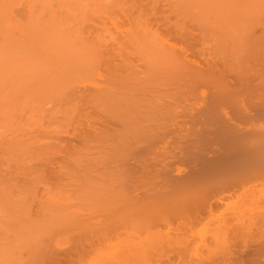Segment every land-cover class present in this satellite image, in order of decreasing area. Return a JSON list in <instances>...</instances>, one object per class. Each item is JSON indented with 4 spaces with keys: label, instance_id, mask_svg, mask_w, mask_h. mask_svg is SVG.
Here are the masks:
<instances>
[{
    "label": "bare ground",
    "instance_id": "1",
    "mask_svg": "<svg viewBox=\"0 0 264 264\" xmlns=\"http://www.w3.org/2000/svg\"><path fill=\"white\" fill-rule=\"evenodd\" d=\"M262 42L264 0H0V264H31L24 255L34 257L55 234L101 241L83 264L112 256L118 264L112 245L127 248L131 264H147L148 250L162 240L147 229L152 206L190 192L198 202L207 186L233 189L262 176L264 100L251 103L264 95L257 91ZM253 69L262 75L247 83ZM240 95L254 96L249 107ZM171 142L177 144L166 152ZM160 147L166 155L155 159ZM178 160L187 171L174 167ZM147 172L159 177L155 188H147ZM116 180L127 193L134 187L135 202L123 194L122 218L105 195ZM210 200L194 202L191 218L218 212L211 211L218 200ZM245 204L208 232L210 247L226 240L224 232L245 233L249 224L228 225L240 221ZM108 220L130 224L111 247ZM255 225L262 232L264 219Z\"/></svg>",
    "mask_w": 264,
    "mask_h": 264
},
{
    "label": "rangeland",
    "instance_id": "2",
    "mask_svg": "<svg viewBox=\"0 0 264 264\" xmlns=\"http://www.w3.org/2000/svg\"><path fill=\"white\" fill-rule=\"evenodd\" d=\"M260 48L262 49V51H264V42H262V44L260 45ZM251 71V72H250ZM249 72L247 71H244V72H246V74H251L250 76H248V78L250 79H248L247 80V83H249V82H252V81H254V80H258V78L262 75H260V72H259V70L258 69H255V71L257 72V75H255L256 74V72L254 71V69H253V71L252 70H250ZM244 72H242L241 74H242V76L240 75V81H241V79H243V78H245V83H246V78L247 77H245L246 75H244L245 73ZM254 72H255V74H254ZM253 74V75H252ZM257 76L256 77V79H255V76ZM244 76V77H243ZM252 76H253V78H252ZM259 76V77H258ZM241 77H243V78H241ZM262 78H263V80H264V74L262 75ZM253 79V80H252ZM242 80V81H243ZM241 81V82H242ZM243 81V82H244ZM242 82V83H243ZM263 83H262V85H261V87H260V90H262L261 92L259 91V90H257L260 94L263 92V90H264V81H262ZM244 84V83H243ZM256 91V92H257ZM256 92H254L253 93V95L256 97V95L258 94V95H260L258 92L256 93ZM256 93V94H255ZM264 93V92H263ZM248 96L247 97V102L245 101V95L243 96V95H240L239 96V98H237V99H242L243 97V100H244V102H243V100H241L240 102L243 104L242 106H244V105H247L246 106V108L247 107H249L250 106V99H252V98H254V96ZM261 97L259 98V96H257L258 97V99L256 98H254V101H253V99H252V101H251V103H254L256 100L258 101V102H261L262 100H264V99H262V98H264L263 96V94H261L260 95ZM242 97V98H241ZM261 99V100H260ZM256 101V102H257ZM239 102V103H240ZM245 102H246V104H245ZM255 102V103H256ZM240 103V104H241ZM260 123H262V121H259ZM262 138V137H261ZM264 138V137H263ZM260 139V138H259ZM262 142H264V139L263 140H261L260 142H259V140H258V144H259V148L260 149H263L264 148V143H262ZM261 143H262V145H261ZM177 144V142H171V143H168L167 144V148H166V152H169V151H173L174 150V147H175V145ZM159 145H162V143H159ZM158 145V146H159ZM161 149H160V152L159 153H157L156 155H155V159H158V158H162L163 156H161V155H163V154H165L166 155V153L164 152V148L163 147H160ZM163 153V154H162ZM158 157V158H157ZM183 160H178V161H176L175 163H174V167H178L177 168V170H180L181 172H185V171H187L188 170V167H189V165H188V163L187 162H185V161H183ZM185 163H187V164H185ZM187 165H188V167H187ZM258 178H260V180H261V183H260V180L258 179ZM257 178V180L255 179V180H253V181H251L250 183H248V185H247V183H246V185H243L244 187H237V188H233V189H221V188H218V190L216 189V191H213V190H215V188H212V186H207L205 189H203L204 191H198V192H200L202 195L204 194L205 195V192L208 194V199H206V198H204V197H206L207 196V194L205 195V196H201L202 198L201 199H203V201H204V199H205V201H207V200H210V198H209V194L211 195L212 193H215L213 196H212V198H211V200H210V203L211 204H214V202L216 203V201L218 200V202H220V203H216V204H214V206L213 205H211L212 206V208H211V211L213 210V208H216L217 210H218V207H219V210H218V212H210L209 211V213H210V215H211V213H214L212 216H210L209 214V218H207V217H205V216H203L202 217V219H200V220H198V218H197V220L196 219H193V218H191V215H192V212L193 211H195L197 208H198V203H201V202H199V200H201L199 197H196V199L198 200V202H196V201H194V202H196L197 204H195V206L193 207V205H194V202H193V200H195L194 198H195V195L196 196H198V193H193V194H195L193 197H191L193 194L190 192V195L191 196H189L188 194H186V195H188L187 197H185V196H180V200H179V197H177V199L176 200H171L170 199V201L168 202V201H166L168 198H164V201H165V203H164V201L162 200H160V202L158 203V204H160V205H156L155 207L154 206H152L151 207V205H150V211L152 212V213H154L153 215H155V216H153L152 217V219H153V221H152V219L150 220L151 222L149 223V225H148V227H147V229H150V230H148V234L151 232V233H153V232H158V236H159V234H161V238H162V242L163 243H161V241H159L158 239L159 238H157V240H158V242H160V243H158V245L156 244V243H154V245H153V247L155 246L156 247V245H157V249H155V247L153 248L152 246L150 247V249L148 250V260H147V264H203V262H204V264H205V262H206V264H264V230L262 231V232H255L254 231V229H256L257 228V225H255V223H256V221H261V219H264V206H262V205H264V203H262L261 204V202H263L264 201V197H263V195H264V174H262V176H260V177H258ZM262 178V179H261ZM159 180V177L158 176H156L154 173H149V172H147V188H155L158 184H157V181ZM153 182H154V184H153ZM252 182L253 183H255V184H252ZM257 182V183H256ZM151 183H152V185H154V186H152L151 185ZM117 184H119L120 185V183L118 182L117 183V180H116V182L113 184L112 183V185L111 186H109V188H107L108 190H107V193H105V195L106 194H108L109 192V197H108V200H106V197H105V195H104V197H103V199H105L106 201H107V203L109 202V201H111L110 203H109V206L111 205L112 207H111V209H112V213H114L115 215L114 216H119V215H121L120 213H122V211L125 209V202H126V198H125V196L123 197V194H125L126 196L127 195H130V196H128V200L130 201V202H135V200H133L132 201V199L130 198V197H132L131 196V190L134 188V187H130L129 188V193H127V188H126V192H125V189H123V188H125V187H123L122 185H120L121 187H119V185H117ZM260 184V185H259ZM115 185H117V186H115ZM150 185V186H149ZM255 186V187H254ZM261 186H262V188H261ZM249 187V188H248ZM251 187V188H250ZM258 187V188H257ZM117 188V189H116ZM119 188L121 189V191L119 190ZM243 188V189H242ZM255 189V190H254ZM256 189H259V190H256ZM209 190H210V192H209ZM252 190V191H251ZM262 190V191H261ZM211 191H213L212 193H211ZM254 191V195H253V192ZM259 191H261V192H259ZM106 192V191H105ZM115 192H117V195H116V193ZM204 192V193H203ZM245 192V193H244ZM247 192H249V193H247ZM256 192V193H255ZM112 193V194H111ZM127 193V194H126ZM200 193H199V195H200ZM247 193V194H246ZM261 193V194H260ZM240 194V195H239ZM248 194H251V195H249V197H250V199H251V197L253 198V200H251V202L250 201H248L249 200V198L247 197L248 196ZM258 196H257V195ZM111 195V196H110ZM118 195H120V196H118ZM243 195V196H242ZM245 195V196H244ZM255 195H256V197H255ZM117 196V199H114L115 197ZM227 196V197H226ZM185 197V198H184ZM237 197H239V198H237ZM113 199V200H117V202H113V200H111V199ZM118 198H122V199H118ZM191 198H193L192 199V203L190 202V200H191ZM242 198L243 199H246L245 201L244 200H242ZM131 199V200H130ZM185 199L188 201L189 200V202H185ZM241 201H240V200ZM256 199V200H255ZM104 200V201H105ZM177 200H179V201H177ZM213 200H215L214 202H213ZM103 201V200H102ZM104 201L102 202V203H104ZM106 201H105V203H106ZM120 201H121V203H120ZM248 201V202H247ZM255 201L257 202V203H255ZM168 202V203H167ZM175 203V206H174V203ZM177 202V203H176ZM182 202V203H181ZM183 202H185V204H183ZM239 202H240V204L242 203V204H245V203H247V204H245V205H248L249 204V206H248V208H247V206H245V213L244 212H242V217H241V219H240V221H237V222H235L234 221V223H233V221H231L232 222V224H228L229 225V227L230 228H232L233 229V227H234V225H235V229H238L237 227H240V226H245L246 225V227H247V224H249L248 226V228H250L249 230H248V228H246L245 229V233H244V230H240L239 232H238V234L240 233V232H242V234L240 233L239 235L236 233L235 234V232H232V231H229V232H224V233H222V234H220V236H219V238H221V239H225V238H222V237H227L226 238V240L224 241H222V240H220L219 239V243H220V241H222L223 243H220V245L218 244V242L216 243V245L215 244H213L212 245V247H210V243H208V242H210L209 241V239L210 238H212L213 237V234L211 235L210 233H208L209 231H211V229L212 228H216V226H218V225H220V223H223L222 222V220H221V218L222 219H224L223 221L224 222H226L227 220H229V218H231V217H229V216H232L233 215V213H234V209L233 208H235L237 205H239ZM244 202V203H243ZM117 203V204H116ZM123 203L125 204V205H123ZM127 203V202H126ZM180 203H181V205H180ZM190 203V204H189ZM252 203H254V205L252 204ZM261 204V206H260V204ZM119 204V205H118ZM137 205V204H139L138 202H136V203H134L133 205H132V207L134 208V205ZM165 204V205H164ZM187 204H189V205H192V206H186ZM105 205V204H104ZM108 205V204H107ZM114 205V206H113ZM116 205V206H115ZM135 205V206H136ZM219 205V206H218ZM222 205H223V207H222ZM250 205H253V207L251 206L250 207ZM256 205V206H255ZM259 205V206H258ZM145 207L146 206V208H147V204H142V206L141 207ZM161 206H163V207H165V208H167V209H164L163 207H161ZM178 206H180V208L178 207ZM216 206V207H215ZM255 206V207H254ZM119 207V208H118ZM138 207V206H137ZM157 207V208H156ZM174 207V209H171V208H173ZM176 207H178L177 209H176ZM187 207V208H186ZM252 208V209H250V208ZM261 207V208H260ZM115 208V209H114ZM124 208V209H123ZM138 208H140V206L138 207ZM145 208V209H146ZM153 208V209H152ZM155 208H156V211H157V209H158V211H157V214H158V216L156 215V211H155ZM194 209V208H196L195 210H191V209ZM243 208V207H242ZM142 209V208H141ZM208 208H206L205 210H207ZM215 209V210H216ZM244 209H242V211L244 210ZM254 209V210H253ZM166 210V211H165ZM172 212V214H169V213H171L170 211ZM173 210V211H172ZM177 210V211H176ZM184 210V212H180L181 214H179L178 212L179 211H183ZM187 210V211H186ZM190 210V211H189ZM209 210H210V208H209ZM252 210H253V212L254 213H252ZM256 210V211H255ZM114 211V212H113ZM165 211V212H164ZM174 211H176L175 212V214L173 213ZM220 211V212H219ZM233 211V212H232ZM248 211V212H247ZM204 212V211H203ZM207 212H208V210H207ZM207 212H204L203 213V215H207V214H205V213H207ZM249 212H251V213H249ZM178 213V214H177ZM219 213V214H218ZM258 213V214H257ZM261 213V214H260ZM262 213H263V215H262ZM119 214V215H118ZM167 214V215H166ZM231 214V215H230ZM243 214H244V216H243ZM255 214V215H254ZM172 215V216H171ZM174 215V216H173ZM175 215H177V217L175 216ZM179 215V216H178ZM251 215V216H250ZM256 215H258V218H257V216ZM171 216V217H170ZM190 216V217H189ZM120 217V216H119ZM175 217V218H174ZM179 217V218H178ZM211 217V218H210ZM223 217H225V218H223ZM245 217V218H244ZM249 219H248V218ZM252 219H251V218ZM254 217H256V219L254 220L253 218ZM120 218H122V217H120ZM208 220H207V219ZM179 219V220H178ZM232 219V218H231ZM251 219V220H250ZM120 220V219H119ZM168 220V221H167ZM196 222H195V221ZM202 220H204V222L202 221ZM219 220H220V223H219ZM254 220V221H253ZM111 221H113V220H111ZM111 221H106V223L108 224V226H109V229H111L110 230V232L108 233L109 235H108V239L106 238V240L105 241H107L108 243L107 244H109V242H112V243H116V242H119V240H121V239H123L124 238V236H120L121 234L123 235V234H125L126 233V231H128V229L129 228H127V227H130V221H128V224H129V226H127L126 227V225H127V223H125V222H123V223H120V222H122V221H124V220H121L120 222H118L117 223V221H113V222H111ZM247 221V222H246ZM251 221H252V223H251ZM127 222V221H126ZM231 222H229L228 221V223H231ZM241 222V223H240ZM250 222V223H249ZM216 223H217V225H216ZM241 224V225H240ZM245 224V225H244ZM251 224L253 225V226H251ZM125 225V226H124ZM216 225V226H215ZM238 225V226H237ZM240 225V226H239ZM120 226V228L118 229V227ZM237 226V227H236ZM256 226V228H254ZM115 227V228H114ZM173 227V228H172ZM126 228V229H125ZM214 228V229H215ZM254 228V229H253ZM120 230V231H119ZM124 230H125V232H124ZM247 230H248V232H247ZM119 231V232H118ZM150 231V232H149ZM212 231L214 232V230L212 229ZM115 232V233H114ZM236 232H237V230H236ZM86 233H88V232H86ZM212 233V232H211ZM229 233V234H228ZM72 234V233H71ZM74 234V233H73ZM116 234V235H115ZM232 234H234V235H232ZM75 235V234H74ZM150 235V234H149ZM210 235V237H208ZM228 235H229V237H228ZM251 235V236H250ZM62 235H59V234H55V236H53L52 238H50L49 240H47V242L45 243V244H47V245H44V247H43V249H42V247H41V249H39L38 251H37V253L41 250V252H39L38 254L36 253L35 255H34V257H31V258H29V259H27L28 258V256L27 255H24L25 257H24V259L26 258V261L27 260H32L31 262V264H67V262H68V264H83V262H84V260L83 259H85V258H87L86 257V254L87 255H89L88 254V252H90L91 251V248H92V250L95 248V249H97L96 248V246H99V243L101 242V241H99L98 239H94L93 238V240H92V238L90 237V235H85L86 236V238L84 237V238H77V236H76V238L74 237V238H72L71 239V237L69 236V239H67V241L66 240H64V238H62L61 237ZM72 236V235H71ZM88 236V237H87ZM169 236V237H168ZM231 236V237H230ZM57 237H59V238H57ZM89 237H90V239H89ZM119 237V238H118ZM123 237V238H122ZM150 237H152V238H154V235L153 236H151L150 235ZM149 237V238H150ZM156 237L157 236H155V239H156ZM209 239H208V238ZM56 238H57V240H61V242L60 241H58V243L61 245V243L63 244V246H60L58 243H57V240H56ZM68 238V237H67ZM88 238V239H87ZM116 238V239H115ZM148 238V240H150ZM230 238V239H229ZM233 238V239H232ZM75 241H74V240ZM80 242H78L77 240ZM83 239H85L84 240V243H85V246H84V243H83ZM87 239V240H86ZM206 239H208V241L206 240ZM235 239V240H234ZM62 240L63 241H66V242H62ZM70 240H72V241H70ZM118 240V241H117ZM156 240V241H157ZM202 240H203V242H202ZM52 241H55L56 243H54V244H57L58 246L56 247V245H54L53 243V245H51V242ZM70 241V243L68 244V242ZM76 241H77V243H76ZM81 241H82V243H81ZM99 241V243H97ZM104 241V239H103V242L101 243V244H103V246L104 245H107L106 244V242ZM153 241H155V240H153ZM155 241V242H156ZM207 241V242H206ZM212 241V240H211ZM228 241V242H227ZM75 242L76 244H74V246L76 247H78V246H80V248H75L74 246H73V243ZM90 244H89V243ZM150 241H148V243H149ZM81 244V245H79V244ZM93 243V244H92ZM165 243V244H164ZM49 244V245H48ZM65 244V245H64ZM92 244V245H91ZM96 244H98V245H96ZM156 244V245H155ZM94 245V246H93ZM111 245L112 244H109V246L107 245V247H111ZM149 246H150V244H148ZM152 245V244H151ZM209 245V246H208ZM50 246V247H49ZM91 246V247H90ZM93 246V247H92ZM205 246H206V248L208 249V248H212V249H215L216 248V250H213L212 251V249H209L210 251H212V252H210L209 250L208 251H206L207 249H205ZM216 246V247H215ZM218 246H219V248H218ZM222 246V247H221ZM55 247L57 248V249H55ZM82 247V248H81ZM84 247L86 248V250H84ZM90 247V248H89ZM105 247V246H104ZM103 247V248H104ZM107 247L105 248L106 250H107ZM160 247V248H159ZM161 247L163 248V249H161ZM215 247V248H214ZM149 248V247H148ZM69 249H71V250H69ZM81 249V250H80ZM105 249H103V250H105ZM114 249V250H113ZM151 249H152V251H151ZM159 249V250H158ZM67 250L69 251V252H67ZM75 250H77V251H75ZM120 250H121V252H120ZM155 250V251H154ZM165 250V251H164ZM47 253L48 251V253L46 254L45 252ZM72 251H74V253L72 252ZM81 252V254H80V252ZM108 251H109V248H108ZM151 251V252H150ZM172 251V252H171ZM216 251V252H215ZM43 252V253H42ZM71 252H72V254H71ZM110 252H112V253H114L115 254V252L116 253H118V259H115V261L113 262V263H118V264H123L125 261H126V263H128V264H131V258L129 257V255H128V252H127V248H116L115 249V247H114V245H112V247L110 248ZM85 255H84V254ZM104 253H105V251H104ZM109 252H107V254H108ZM155 253H158V254H155ZM211 253H213V254H211ZM68 254V255H67ZM74 255V256H71V255ZM76 254V255H75ZM80 254V255H79ZM114 254H112V255H114ZM123 254H124V257H125V259H124V257H123ZM205 254H207L208 255V257L209 258H211V259H209L208 257H206L207 255H205ZM209 254H211V255H209ZM40 255V256H39ZM41 255H42V257L43 258H41ZM84 255V257H82ZM109 255V257H111L110 256V253L108 254ZM27 256V257H26ZM64 256H65V258H64ZM67 256V257H66ZM117 256V255H116ZM122 256V260H119L120 259V257ZM211 256V257H210ZM214 256V257H213ZM41 258V260H43V262L42 261H39V259ZM73 257L74 258H77V257H79L80 258V260H81V263H80V261H79V258H77L78 260H76L75 262H74V260L75 259H73ZM104 258L106 257V256H103ZM108 257V258H109ZM201 257H203L202 258V260H201ZM223 257V258H222ZM67 258H69V259H67ZM103 258V259H104ZM115 258H117V257H115ZM213 258V259H212ZM105 259H107V258H105ZM104 259V260H105ZM113 259H114V257L112 256L111 257V260L113 261ZM203 259H204V261H203ZM35 260V261H34ZM66 260V261H65ZM68 260H72V261H68ZM83 260V261H82ZM109 260V261H108ZM110 260V258L109 259H107V260H105V261H108V262H106V263H108V264H112V261ZM128 260V261H127ZM214 262H213V261ZM25 261V260H24ZM77 261H78V263H77ZM105 261H103L104 263L103 264H106L105 263ZM219 261V262H218ZM209 262V263H208ZM30 262H24L23 264H29ZM126 263H124V264H126Z\"/></svg>",
    "mask_w": 264,
    "mask_h": 264
}]
</instances>
